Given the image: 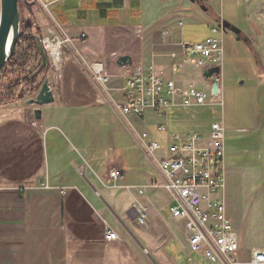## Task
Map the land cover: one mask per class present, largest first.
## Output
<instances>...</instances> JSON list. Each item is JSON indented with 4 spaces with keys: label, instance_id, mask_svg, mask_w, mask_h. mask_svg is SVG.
Here are the masks:
<instances>
[{
    "label": "crops",
    "instance_id": "0c3cea01",
    "mask_svg": "<svg viewBox=\"0 0 264 264\" xmlns=\"http://www.w3.org/2000/svg\"><path fill=\"white\" fill-rule=\"evenodd\" d=\"M41 2L47 4L43 5L46 11H41L43 31L73 37L80 58L65 54L64 78L51 86L55 101L40 106L41 119L33 116L42 143L36 169L19 181L0 171V264H188L184 225L169 210L172 197L161 184L151 183L162 181L159 160L166 155L173 135L204 133L194 118L205 114V107H171L161 115L151 111L124 115L126 70L116 60L130 55L133 63L153 64L181 87L194 84L207 90L205 68L185 63L183 47L206 39L213 27L224 24L233 44L220 65L224 104L225 86L230 82L236 93L249 91L248 100L259 107L253 128L226 127L234 121L229 122L225 113L221 122L213 120L225 127L222 194L242 256L248 258L251 249L264 246L263 239L244 229L242 210L232 203L239 201L233 191L232 170L237 149L226 142V133L238 139L245 131L255 133L264 126V71L246 15L247 1L203 0L205 8L191 0ZM81 34L86 37L80 39ZM234 46L243 54L233 57ZM235 58L254 67V80L240 82L227 75ZM100 61L109 66L110 79L103 85L84 65ZM173 67L179 70L175 73ZM160 125L166 131L159 130ZM144 132L162 145L156 157L140 145ZM260 142L264 143V135ZM112 169L120 171L116 181L110 177ZM135 205L147 214L145 228L137 224ZM108 227L120 238L107 240Z\"/></svg>",
    "mask_w": 264,
    "mask_h": 264
},
{
    "label": "built area",
    "instance_id": "2783aa9c",
    "mask_svg": "<svg viewBox=\"0 0 264 264\" xmlns=\"http://www.w3.org/2000/svg\"><path fill=\"white\" fill-rule=\"evenodd\" d=\"M43 5L47 7V4ZM225 31L224 27L215 26L211 36L184 45V62H195L201 68L220 66ZM85 37L81 34L79 38ZM41 44L47 56L49 73L54 79L62 78L65 53L77 52L75 39L51 32L42 37ZM123 68L126 70L121 104L124 115L141 116L148 111L161 115L171 107L224 105L220 84L209 79L207 90H202L194 84L179 86L175 79L164 77L153 64L133 63ZM178 70L179 67H173V72ZM89 71L100 85L110 79L107 62L91 63ZM166 129L165 125L159 127L161 131ZM140 145L153 157L162 149L161 143L150 140L146 132L141 135ZM159 166L162 181L151 184H161L172 197L169 210L171 217L184 225L186 245L183 250L188 264H264V246L251 249L248 258L242 256L238 234L227 213L222 194L225 185V127L222 123H212L209 135H173ZM120 176L117 169L110 171L112 180L116 181ZM60 192L65 194L66 190ZM135 207L138 210L137 224L147 227V214ZM119 238L118 232L108 227L106 239Z\"/></svg>",
    "mask_w": 264,
    "mask_h": 264
},
{
    "label": "rangeland",
    "instance_id": "374dc122",
    "mask_svg": "<svg viewBox=\"0 0 264 264\" xmlns=\"http://www.w3.org/2000/svg\"><path fill=\"white\" fill-rule=\"evenodd\" d=\"M246 1V15L250 23L251 35L255 41L258 59L264 71V0ZM42 9L45 10L41 0H20V33L29 26H32L34 31H38L35 38L39 53L31 51L30 57L26 61L17 62L13 65H9L8 60L0 73V171L2 175L14 181H19L36 169L42 151L39 133L33 124L35 123V121L33 122V111L31 114V110L38 106L28 104L27 101L36 96L46 79L50 80L52 86L56 81L64 78L63 76L54 79L49 73L48 66L39 71L42 62L39 40L46 35L43 31L45 19L43 20ZM226 33L223 35L224 60L227 59L228 53L231 54L230 49L233 47L232 42L229 41L230 36ZM235 46L237 45L235 44ZM235 46L234 49L237 48ZM76 49L77 52H67L74 60H77V57L80 58L77 46ZM232 54L234 57L243 54V52L236 49ZM228 61L226 60V63ZM84 65L89 70V65L85 62ZM228 67H230L227 71L228 76L238 78L240 82H248L249 79L254 80L252 74L254 67L247 60L235 58L233 61L231 60ZM207 82L209 83L208 80ZM13 83L22 84L18 88L21 91L24 90L23 97L2 103L5 88ZM229 84L230 82L225 86L226 98L223 109L221 105L201 106L205 107V114L194 118L196 124L203 125L199 132L211 134L210 127L213 120L216 119L221 122L223 113L230 119L229 122H231V118L234 121L227 123L226 127L253 128V115L257 112L256 107H259L257 102L254 104L248 100L249 91L236 93ZM262 115L264 119V108H262ZM262 135H264V126L255 133L245 131L243 136L238 139H233L230 137V133H226V142L227 144H234L237 149L233 158L232 170L234 174L233 191L239 201H232V203L238 204V208L242 210L244 229L257 239L264 241V143L260 142ZM161 138L157 139L161 140ZM165 142L164 144H166ZM166 197L168 200L167 194Z\"/></svg>",
    "mask_w": 264,
    "mask_h": 264
},
{
    "label": "water",
    "instance_id": "95a60500",
    "mask_svg": "<svg viewBox=\"0 0 264 264\" xmlns=\"http://www.w3.org/2000/svg\"><path fill=\"white\" fill-rule=\"evenodd\" d=\"M197 3L201 7H204L203 0H191ZM20 0H0V73L4 68L12 54L14 53L15 47L19 41L20 36ZM227 27L226 24H224ZM224 27V28H225ZM39 48L41 54V65L39 71H42L47 66L48 60L46 53L39 40ZM119 66L132 65L133 60L130 55H121L116 60ZM220 66H213L205 68L203 75L206 79H209L216 84L220 82ZM55 101L54 93L50 85V80L46 79L38 93L34 98L28 99V104L37 105L34 109V116L36 119L42 118V110L40 106L53 103Z\"/></svg>",
    "mask_w": 264,
    "mask_h": 264
},
{
    "label": "trees",
    "instance_id": "16d2710c",
    "mask_svg": "<svg viewBox=\"0 0 264 264\" xmlns=\"http://www.w3.org/2000/svg\"><path fill=\"white\" fill-rule=\"evenodd\" d=\"M206 6L204 5V8ZM36 34L38 31H34L32 26H29L21 31L19 41L15 47L14 53L9 59L8 64L13 65L17 62L26 61L30 57L31 51L39 53L38 45L36 44ZM22 86V84H19ZM18 83L10 84L5 88L2 96V103L9 100L21 99L24 95V90L21 91L18 88Z\"/></svg>",
    "mask_w": 264,
    "mask_h": 264
},
{
    "label": "bare ground",
    "instance_id": "6f19581e",
    "mask_svg": "<svg viewBox=\"0 0 264 264\" xmlns=\"http://www.w3.org/2000/svg\"><path fill=\"white\" fill-rule=\"evenodd\" d=\"M121 67H125V66H121Z\"/></svg>",
    "mask_w": 264,
    "mask_h": 264
}]
</instances>
